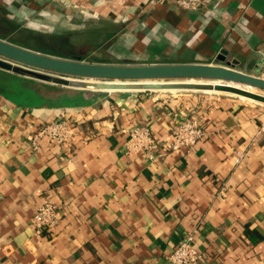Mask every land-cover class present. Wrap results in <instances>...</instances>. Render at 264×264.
<instances>
[{
  "label": "crops",
  "instance_id": "1",
  "mask_svg": "<svg viewBox=\"0 0 264 264\" xmlns=\"http://www.w3.org/2000/svg\"><path fill=\"white\" fill-rule=\"evenodd\" d=\"M1 2L31 30L53 32L35 18L57 17L58 33L86 40L88 52H72L84 61L225 64L217 59L225 51L235 69L264 77V0H208L196 10L147 0ZM50 90L40 105L0 94V264H170L188 234L199 264H264V105L161 89ZM186 113L200 117L204 136L171 149V128ZM58 118L77 124L70 152L46 137L33 148L38 126ZM140 125L158 141L156 158L127 146ZM46 195L61 218L38 233L32 217Z\"/></svg>",
  "mask_w": 264,
  "mask_h": 264
},
{
  "label": "water",
  "instance_id": "2",
  "mask_svg": "<svg viewBox=\"0 0 264 264\" xmlns=\"http://www.w3.org/2000/svg\"><path fill=\"white\" fill-rule=\"evenodd\" d=\"M225 64H109L44 54L0 38V69L16 75L66 88L86 90H213L264 103V77Z\"/></svg>",
  "mask_w": 264,
  "mask_h": 264
},
{
  "label": "built area",
  "instance_id": "3",
  "mask_svg": "<svg viewBox=\"0 0 264 264\" xmlns=\"http://www.w3.org/2000/svg\"><path fill=\"white\" fill-rule=\"evenodd\" d=\"M149 4L173 3L183 9H202L207 7L208 0H147ZM77 124L67 118H58L49 122L41 123L37 130L29 137L33 148L37 147L39 139L46 137L56 145L70 152L72 139ZM260 131L264 132V122ZM171 149L191 148L204 136L201 119L195 113H186L177 120L172 128ZM128 148L132 151L145 153L150 159L156 158L158 141L153 136L147 125L134 126L129 130ZM237 161L242 153H238ZM61 218L60 205L54 203L48 196L37 206L32 217V226L35 232L43 233L55 226ZM170 264H199L202 260V252L195 245L191 234L185 235L177 246L167 255Z\"/></svg>",
  "mask_w": 264,
  "mask_h": 264
},
{
  "label": "rangeland",
  "instance_id": "4",
  "mask_svg": "<svg viewBox=\"0 0 264 264\" xmlns=\"http://www.w3.org/2000/svg\"><path fill=\"white\" fill-rule=\"evenodd\" d=\"M53 1V0H52ZM23 1L16 3L15 6H18ZM19 8H25L24 4H21ZM17 9V7L15 8ZM16 10H11L6 7L4 2H1L0 8V38L5 40H10L15 44H20V46L26 48H33V49H40L48 52H52L55 54H69V52H77L75 54L86 53L88 52L87 49H84L86 46V40L82 39L79 36H74L71 33H58L57 30V17H38L35 18L36 21L41 25H48V29L52 30L53 32H46L47 28H39V30H31L26 28L25 23L27 22L25 18L21 17H14ZM19 10L17 13L19 14ZM50 26V27H49ZM89 41V40H88ZM32 49V50H33ZM256 92L264 94L263 90L253 88ZM168 93H183V94H200L204 98L214 99L217 97H229L231 99H242L244 101H249L253 103H257L260 105H264V103L256 102L254 100H249L245 98H241L238 95H234L231 93L226 92H206L202 90H166ZM40 94L44 95V97H54L56 92L50 89H41Z\"/></svg>",
  "mask_w": 264,
  "mask_h": 264
},
{
  "label": "trees",
  "instance_id": "5",
  "mask_svg": "<svg viewBox=\"0 0 264 264\" xmlns=\"http://www.w3.org/2000/svg\"><path fill=\"white\" fill-rule=\"evenodd\" d=\"M84 49H87V48H84ZM36 51L42 52L44 54H49V55L55 54V52L52 53V52H48V51H44L40 49H36ZM59 54L61 53H57L53 56H58ZM68 55H69V59H76V58L82 59L78 55H76L77 57H74V55L71 52H69ZM58 57H61V55ZM63 58H67V57H63ZM0 74L2 75V78L0 79V94L16 102H20V103L25 102L28 104L33 103L35 105H40L39 103H43L44 102L43 100L45 98L44 95L43 94L41 95L40 94L41 92H39L40 87L43 88L45 86L50 89H55L56 87H59V86H54V85H49L43 82H39L33 79L25 78V77L16 75L14 73H10L2 69H0ZM14 82H16L17 85H14ZM21 83H26L32 86L27 85V87H23L21 86L22 85Z\"/></svg>",
  "mask_w": 264,
  "mask_h": 264
},
{
  "label": "bare ground",
  "instance_id": "6",
  "mask_svg": "<svg viewBox=\"0 0 264 264\" xmlns=\"http://www.w3.org/2000/svg\"><path fill=\"white\" fill-rule=\"evenodd\" d=\"M237 86H240V87H243V88H246V89H248V90H250V91H253V92H256L253 88H251V87H247V86H243V85H237ZM171 90H174V89H171ZM206 92H213V90H207ZM258 93V92H257ZM241 98H245V97H242V96H240ZM245 99H248V98H245ZM250 100V99H249Z\"/></svg>",
  "mask_w": 264,
  "mask_h": 264
}]
</instances>
